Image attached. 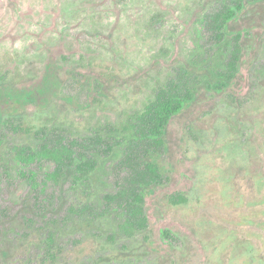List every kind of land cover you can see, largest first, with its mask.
<instances>
[{
	"label": "rangeland",
	"instance_id": "1",
	"mask_svg": "<svg viewBox=\"0 0 264 264\" xmlns=\"http://www.w3.org/2000/svg\"><path fill=\"white\" fill-rule=\"evenodd\" d=\"M232 1L0 0V264H264V3L237 83L170 119L144 227L120 196L143 145L85 139L219 65L212 18ZM79 153L86 178L54 175Z\"/></svg>",
	"mask_w": 264,
	"mask_h": 264
},
{
	"label": "trees",
	"instance_id": "2",
	"mask_svg": "<svg viewBox=\"0 0 264 264\" xmlns=\"http://www.w3.org/2000/svg\"><path fill=\"white\" fill-rule=\"evenodd\" d=\"M263 3L262 0H234L227 4L224 10L214 15L212 31L215 44L218 45V51L223 50V55L226 54L224 57L222 55L219 65L207 66L208 68L199 69L198 72H195L197 67L186 70L183 85L160 86L153 98L144 106L143 111L135 114L133 118L135 123L125 122L121 126L108 124L104 127L106 131L104 134L96 132L93 137L85 138L99 144L105 143L107 148H110V152L116 148L129 149L132 152L143 145L142 157L135 158L134 165L131 166L133 174L120 191L121 197L126 199L130 196L133 201L130 208L132 217L126 220L128 227H144L145 218L142 215L144 198L150 189L161 184L168 177L162 165L157 163V159L166 148L165 133L170 119L183 109L190 107L206 92L224 93L237 83L242 74L243 40H248L246 35L252 30L251 26L258 12L257 7L262 8ZM243 24L246 27H241ZM210 61L213 62V60ZM107 139L114 142L108 145ZM62 157L64 159L58 158L60 165L55 167L54 175H61L64 172L63 176L72 177L78 183L97 166L95 157H87L86 154L79 153L69 157L62 155ZM129 160L122 157L121 161L125 164ZM60 166L65 167L66 170L60 169ZM167 198L169 203L174 205L186 201L184 193L179 191L170 193ZM138 215L143 217L138 218Z\"/></svg>",
	"mask_w": 264,
	"mask_h": 264
}]
</instances>
